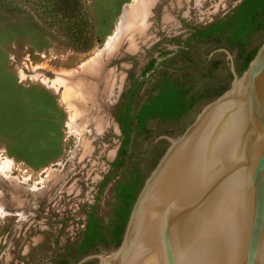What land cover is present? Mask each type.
I'll list each match as a JSON object with an SVG mask.
<instances>
[{"label": "rangeland", "instance_id": "rangeland-1", "mask_svg": "<svg viewBox=\"0 0 264 264\" xmlns=\"http://www.w3.org/2000/svg\"><path fill=\"white\" fill-rule=\"evenodd\" d=\"M130 1L0 0V264H100L108 241L76 250L89 215L107 236L118 185L136 170L145 179L264 40V30L241 47L189 37L245 0H159L134 49L125 39L116 50L110 35ZM165 78L197 102L124 141L115 114L128 100L135 114Z\"/></svg>", "mask_w": 264, "mask_h": 264}, {"label": "water", "instance_id": "water-1", "mask_svg": "<svg viewBox=\"0 0 264 264\" xmlns=\"http://www.w3.org/2000/svg\"><path fill=\"white\" fill-rule=\"evenodd\" d=\"M100 264H264V40L170 140Z\"/></svg>", "mask_w": 264, "mask_h": 264}, {"label": "trees", "instance_id": "trees-1", "mask_svg": "<svg viewBox=\"0 0 264 264\" xmlns=\"http://www.w3.org/2000/svg\"><path fill=\"white\" fill-rule=\"evenodd\" d=\"M263 15L264 0H245L229 19L212 22L203 28L191 27L192 32L189 37L193 41L199 42L225 35L228 45L232 47L245 46L249 44L256 32L264 30ZM258 47L246 54L241 67L242 71L247 67ZM227 88L228 86L224 90ZM160 90L158 95L141 104L135 114L131 113L130 100L125 103L123 109L115 114V119L119 124L124 141H127L129 132L133 127L143 129L146 121L152 118L165 120L179 119L186 115L198 100V97L193 95L187 96L188 88L171 84L166 78L160 85ZM221 93H218L216 96H219ZM123 152L124 149H121L120 153L122 154ZM116 163L117 160L113 164ZM143 181L144 179L136 170L127 181L118 185L115 196L120 202V206L115 210V218L107 236L98 219L93 214L89 215L83 235L76 247L78 253H84L94 248L97 244L106 241L114 247L119 245L130 208Z\"/></svg>", "mask_w": 264, "mask_h": 264}, {"label": "crops", "instance_id": "crops-1", "mask_svg": "<svg viewBox=\"0 0 264 264\" xmlns=\"http://www.w3.org/2000/svg\"><path fill=\"white\" fill-rule=\"evenodd\" d=\"M131 1L136 2L132 3ZM131 1L128 4L132 6L123 9V11H121L118 15L113 32L110 35L111 37L116 36L113 41L114 45L112 46L116 50L119 48L122 40L124 42L127 41L125 46L128 50L134 49V46L136 45L135 37L143 36L147 33L149 27L148 17L152 13L155 5L159 2V0ZM104 43H106V41Z\"/></svg>", "mask_w": 264, "mask_h": 264}, {"label": "flooded vegetation", "instance_id": "flooded-vegetation-1", "mask_svg": "<svg viewBox=\"0 0 264 264\" xmlns=\"http://www.w3.org/2000/svg\"><path fill=\"white\" fill-rule=\"evenodd\" d=\"M240 71H241V69L240 70H237V74H240L241 73Z\"/></svg>", "mask_w": 264, "mask_h": 264}, {"label": "bare ground", "instance_id": "bare-ground-1", "mask_svg": "<svg viewBox=\"0 0 264 264\" xmlns=\"http://www.w3.org/2000/svg\"><path fill=\"white\" fill-rule=\"evenodd\" d=\"M141 11V10H140ZM143 13V12H142ZM143 15V14H142ZM143 17V16H142Z\"/></svg>", "mask_w": 264, "mask_h": 264}]
</instances>
